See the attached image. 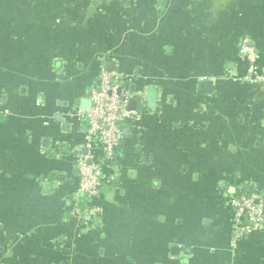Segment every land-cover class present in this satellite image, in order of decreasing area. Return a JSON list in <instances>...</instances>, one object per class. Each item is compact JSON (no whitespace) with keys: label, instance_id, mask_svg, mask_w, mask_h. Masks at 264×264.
<instances>
[{"label":"crops","instance_id":"crops-1","mask_svg":"<svg viewBox=\"0 0 264 264\" xmlns=\"http://www.w3.org/2000/svg\"><path fill=\"white\" fill-rule=\"evenodd\" d=\"M102 68L136 116L85 196L79 110ZM254 192L264 0H0V264H264V225L233 232Z\"/></svg>","mask_w":264,"mask_h":264},{"label":"built area","instance_id":"built-area-1","mask_svg":"<svg viewBox=\"0 0 264 264\" xmlns=\"http://www.w3.org/2000/svg\"><path fill=\"white\" fill-rule=\"evenodd\" d=\"M240 52L247 56L251 63L254 61V53L245 44L240 47ZM100 75L101 85L92 89L88 95L89 107L79 110V116L86 128L83 140L87 152L78 154L74 163L77 169L78 192L87 196L97 195L103 185V169L100 160L94 158V150L100 149L108 159L113 158L122 135L124 121L136 116L135 111L127 108L126 99L120 97L117 85L110 83V72L102 68ZM231 203L234 237L249 236L262 229L264 225L263 192L234 197Z\"/></svg>","mask_w":264,"mask_h":264},{"label":"water","instance_id":"water-1","mask_svg":"<svg viewBox=\"0 0 264 264\" xmlns=\"http://www.w3.org/2000/svg\"><path fill=\"white\" fill-rule=\"evenodd\" d=\"M210 81L209 80H204V81H202L201 82V85H202V89L204 90V91H210ZM119 91H120V89H118V93H119ZM124 98V97H123ZM133 102V100H131V103ZM81 105V107H82V109H87L88 107H89V105H90V100L89 99H83L82 101H81V103H80ZM244 190L245 191H249L250 190V187L249 186H245L244 187Z\"/></svg>","mask_w":264,"mask_h":264},{"label":"trees","instance_id":"trees-1","mask_svg":"<svg viewBox=\"0 0 264 264\" xmlns=\"http://www.w3.org/2000/svg\"><path fill=\"white\" fill-rule=\"evenodd\" d=\"M102 188V187H101ZM83 195H85V194H83ZM86 196V195H85ZM87 198V197H86Z\"/></svg>","mask_w":264,"mask_h":264}]
</instances>
